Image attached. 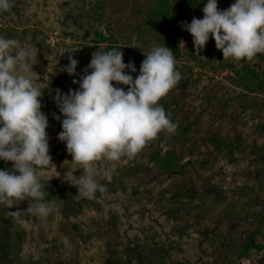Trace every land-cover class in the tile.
Returning <instances> with one entry per match:
<instances>
[{"label": "rangeland", "instance_id": "374dc122", "mask_svg": "<svg viewBox=\"0 0 264 264\" xmlns=\"http://www.w3.org/2000/svg\"><path fill=\"white\" fill-rule=\"evenodd\" d=\"M167 1L166 21L153 12L159 0H13L8 12H0V37L30 46L34 82L48 79L41 110L49 120L53 164L40 169L39 178L56 180L75 195L78 186L64 177L67 173L75 183L83 169L71 162L66 143L58 139L64 116L54 96L56 89L78 90L73 80L85 74L92 53L107 52L96 31L121 48L124 62H133L137 70L143 51L177 47L176 68L182 73L160 100L169 104L176 132L160 133L132 159L95 162V178L105 185L98 205L81 206L56 193L44 200L53 211L43 217L26 211L9 215L26 210L28 200L11 209L0 206V264H264V248L240 256L250 229L260 226L257 239L264 236V89L248 93L234 85L232 70L247 60L223 61L212 38L195 55L193 38L181 22L203 18L206 1L191 11L184 7L186 0ZM233 3L218 0V7ZM96 15L100 23L93 20ZM69 55L78 60L72 76L61 71ZM247 62L264 78V54ZM214 135L224 139L221 147L211 140ZM169 150L175 152L172 172L157 162ZM108 167L110 182L103 176Z\"/></svg>", "mask_w": 264, "mask_h": 264}, {"label": "clouds", "instance_id": "9594fccd", "mask_svg": "<svg viewBox=\"0 0 264 264\" xmlns=\"http://www.w3.org/2000/svg\"><path fill=\"white\" fill-rule=\"evenodd\" d=\"M12 7L13 0H0V12ZM202 11L203 18L181 22L193 38L195 55L200 56L210 38L223 52V61L250 62L264 54V0H235L223 10L218 0H207ZM120 49L93 52L85 74L73 80L78 90H55L54 101L64 116L58 139L66 143L71 162L83 169L75 183L67 173L64 179L78 186L77 196L88 199L105 191L95 178V162L132 159L160 133L171 135L178 127L158 103L182 79L173 50L166 45L153 46L147 53L141 49L145 59L134 78L126 70L134 73L136 66L124 62ZM34 58L27 44L0 37V159L13 162L11 168L0 169V206L11 209L29 201L26 210L9 211L12 216L26 211L43 217L53 211L52 203L44 202L47 193L39 178V170L53 164L46 131L49 120L41 110L49 84L47 76L45 82H34L30 74ZM68 59L61 71L76 75L78 60L72 55ZM112 172L108 167L103 173L109 182Z\"/></svg>", "mask_w": 264, "mask_h": 264}, {"label": "trees", "instance_id": "16d2710c", "mask_svg": "<svg viewBox=\"0 0 264 264\" xmlns=\"http://www.w3.org/2000/svg\"><path fill=\"white\" fill-rule=\"evenodd\" d=\"M206 1L207 0H186L184 2V7L191 11L194 9L195 5L198 3ZM153 12L154 14L160 15L164 18L166 21L169 19V15L171 12V9L169 8L168 1L167 0H159V2L153 6ZM94 21H97L100 23L101 18L100 15H96V17L93 18ZM96 35L98 37V41L100 42V46L104 51H110L111 49H117V47L114 44H109L107 40L110 38H106L102 32L96 31ZM174 52H176V55H180V51L177 47L174 48ZM141 59V58H140ZM138 74H139V70ZM232 83L236 86H239L248 93H256L260 92L264 89V78L262 77L261 73L258 69L253 67L250 63L247 61L242 62L238 67L234 68L232 70V76H231ZM159 105H162L166 111V113H169L171 116V109L167 102L164 100L158 102ZM64 118V117H63ZM172 121L174 120V117L171 116ZM184 131L186 132L187 129L184 128ZM212 141L216 143V146L221 147L223 145L224 139L219 136H212ZM233 145H236L233 143ZM175 152L173 150H169L166 155L159 156L158 163H160L162 168H167L168 171L172 172L175 171ZM0 169L7 170L9 169V162H5L3 160H0ZM42 184L44 185L43 191L47 193L45 200L50 199L53 196H56V193H59L60 196H63L65 194L68 195L69 201H73L79 205H90L91 203H95V205H98L96 202V197H98L101 192L97 191L95 193L94 199H86V198H80L77 195H75L72 188L64 185H60L56 180H48V181H42ZM262 234V228L260 226L256 227L253 230H249L247 234L244 236V239L242 241V249L240 251L241 257H251L254 252L262 250L264 248V236L257 239V237ZM4 251L1 244H0V253L4 254ZM164 258L165 255H163ZM1 258V256H0Z\"/></svg>", "mask_w": 264, "mask_h": 264}]
</instances>
